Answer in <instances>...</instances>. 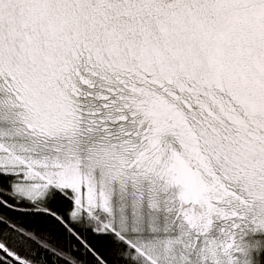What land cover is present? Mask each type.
Returning <instances> with one entry per match:
<instances>
[{"label": "snow or ice", "instance_id": "6c2138e0", "mask_svg": "<svg viewBox=\"0 0 264 264\" xmlns=\"http://www.w3.org/2000/svg\"><path fill=\"white\" fill-rule=\"evenodd\" d=\"M0 264H264V0H0Z\"/></svg>", "mask_w": 264, "mask_h": 264}]
</instances>
